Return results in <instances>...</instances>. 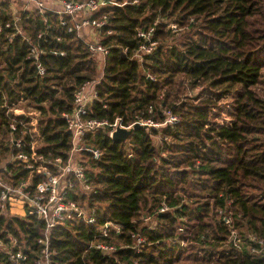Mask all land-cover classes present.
Here are the masks:
<instances>
[{"label": "trees", "instance_id": "trees-1", "mask_svg": "<svg viewBox=\"0 0 264 264\" xmlns=\"http://www.w3.org/2000/svg\"><path fill=\"white\" fill-rule=\"evenodd\" d=\"M126 2L93 15L108 16V25L96 34L110 47L102 67L87 50L89 38L66 33L55 10L21 13L25 32L45 50L44 75L27 59V42L18 36L0 42V162L17 151L10 145L9 109L27 106L39 111L37 152L66 161L72 141L62 114L71 111L73 91L86 81L97 80L91 117H119L128 124L148 106L158 120L162 108L180 116L160 130L140 128L126 143L112 142L103 130L86 137V144L101 152L97 159L81 158L95 192L75 198L95 208V223L75 219L53 228L52 264H264L244 245L225 242L231 227L264 238V0ZM9 4L0 0V24L13 17ZM156 21L158 46L140 59L130 58L139 45L137 31ZM52 23L54 30L48 29ZM171 23L186 33L176 44L165 42L173 35ZM38 33L43 35L36 39ZM186 88L200 89L196 104L178 102ZM222 100L226 103L219 106ZM157 135L159 144L153 142ZM16 164L9 167L25 177L26 170ZM162 201L171 210L160 214ZM226 201L230 208L220 213ZM106 222L122 227L119 233L110 230L119 245H132L131 233L144 243L139 250L118 248L111 254L87 248ZM1 227L24 246L23 264H33L42 222L2 214ZM187 237L185 246L170 243ZM0 264H9L3 253Z\"/></svg>", "mask_w": 264, "mask_h": 264}, {"label": "built area", "instance_id": "built-area-1", "mask_svg": "<svg viewBox=\"0 0 264 264\" xmlns=\"http://www.w3.org/2000/svg\"><path fill=\"white\" fill-rule=\"evenodd\" d=\"M22 11L14 13L11 20L0 24V42L5 39L12 42L18 36L27 42V59L31 60L39 75L46 73V67L41 62V54L45 50L40 48L38 41L32 40L21 24L22 12H38L43 14L47 9L55 10L59 14L58 25L63 27L66 33L76 32L82 36V32L88 29L89 39L86 40L87 50L91 57L101 60V67L104 59L110 55V47L102 44L101 38L96 34L108 25V16L102 13L99 17L93 15L99 13L107 5H123L126 1L119 0H25ZM138 0H133L137 2ZM28 7V8H27ZM68 19H66V17ZM47 17H45L46 21ZM145 30H138L136 38L139 45L132 51L130 58H137L143 54L151 53L159 44L155 39L154 25ZM52 23L48 29L54 30ZM170 27L175 30L176 25L171 23ZM111 33V30H107ZM43 34L38 33L36 39ZM56 41H61V35L55 37ZM44 41H46L44 39ZM127 53V48H123ZM54 55L64 56V51H51ZM147 78L154 80L153 74L148 73ZM97 80L86 81L73 91L72 109L63 113L66 130L71 134L72 148L66 161L61 157L45 158L43 154L37 152V147L41 140L39 131V111L30 106L15 107L9 110L13 115L9 118L8 129L10 134V145L16 152H10L5 161L0 162V216L2 214L15 215L20 217H35L42 222L41 233L36 239L39 246L37 258L33 264H52L51 256L54 250L50 245L51 231L58 225H63L69 221L78 219L86 225L95 223V208L89 207L87 203L80 204L75 198L78 194H90L95 192V187L91 184L85 168L82 164L84 155H91L94 159L99 158L101 152L86 144V137L93 136L96 132L107 131L110 138L116 127L129 128L134 124H139L144 128L160 130L166 125H174L180 121V116L171 109L162 108V120L156 119V112L153 106H148L145 112L138 113L128 124L123 123L117 117L113 121L107 119H97L89 116L88 106L98 99L96 90ZM162 96H160V99ZM22 100V99H21ZM24 118H27L25 120ZM29 138V139H28ZM28 139V140H27ZM26 150H23V147ZM6 162V163H4ZM10 163H17L26 170V176H17L19 170L9 167ZM18 169V167L14 168ZM230 208V201L223 203L220 213H225ZM171 208L161 202L158 213L169 212ZM225 222L231 224L230 217L225 218ZM5 227L0 228V253L5 254L9 264H23L28 256L24 251L19 238L12 233L5 231ZM122 232L119 224L106 222L98 226L97 232L91 238L87 248H93L102 254H111L118 248H133L139 250V246L144 243L140 234L131 233L132 245H119L111 240V231ZM181 231L182 228L180 229ZM235 248L243 245L252 254H257L264 258V238L252 233L241 235L234 227L230 228L225 240ZM172 245L185 246L188 237L185 239L173 238Z\"/></svg>", "mask_w": 264, "mask_h": 264}, {"label": "rangeland", "instance_id": "rangeland-1", "mask_svg": "<svg viewBox=\"0 0 264 264\" xmlns=\"http://www.w3.org/2000/svg\"><path fill=\"white\" fill-rule=\"evenodd\" d=\"M24 6H25V4H24ZM25 8H26V6H25ZM11 11L12 12H17L18 10L16 8H13V10L11 9ZM185 34H186L185 33V29L177 28V29H175L173 31V35L171 37H169L165 42H166V44H176V43L180 42L184 38ZM263 82H264V79H263ZM199 90L200 89L198 88V89H195V90L192 91V90H190V89L188 90L186 88V90H185L186 93L180 95L181 97H180V100L178 102L184 100V101H187L188 104H196L197 100L196 99H193V98L195 97L196 93ZM225 103H226V101L225 100H222L218 104H219V106H223ZM176 104H178V103L176 102ZM159 139H160V137H159V135H157L156 137H153V142L155 144H159ZM86 156L87 155H84V157H82V158L86 159ZM185 202H188V200L185 201Z\"/></svg>", "mask_w": 264, "mask_h": 264}, {"label": "water", "instance_id": "water-1", "mask_svg": "<svg viewBox=\"0 0 264 264\" xmlns=\"http://www.w3.org/2000/svg\"><path fill=\"white\" fill-rule=\"evenodd\" d=\"M144 128L139 124H134L133 126L129 128H123V127H116L115 130L111 134V141L112 142H117V143H126L128 139L132 136L134 131Z\"/></svg>", "mask_w": 264, "mask_h": 264}, {"label": "crops", "instance_id": "crops-1", "mask_svg": "<svg viewBox=\"0 0 264 264\" xmlns=\"http://www.w3.org/2000/svg\"><path fill=\"white\" fill-rule=\"evenodd\" d=\"M10 1V8L13 10V8H16L18 11L17 12H21L22 11V9H23V7H24V4H25V0H9ZM17 12H14V13H17ZM88 29H86V30H84L83 32H82V35L84 36V37H88L89 38V36H88Z\"/></svg>", "mask_w": 264, "mask_h": 264}]
</instances>
